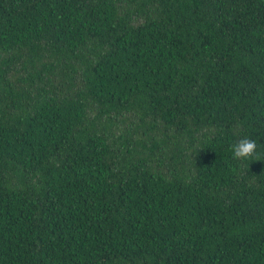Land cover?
I'll return each mask as SVG.
<instances>
[{"label":"trees","instance_id":"obj_1","mask_svg":"<svg viewBox=\"0 0 264 264\" xmlns=\"http://www.w3.org/2000/svg\"><path fill=\"white\" fill-rule=\"evenodd\" d=\"M0 264H264V0H0Z\"/></svg>","mask_w":264,"mask_h":264},{"label":"clouds","instance_id":"obj_2","mask_svg":"<svg viewBox=\"0 0 264 264\" xmlns=\"http://www.w3.org/2000/svg\"><path fill=\"white\" fill-rule=\"evenodd\" d=\"M257 150V143L254 139L241 138L232 147L233 159H246L253 157Z\"/></svg>","mask_w":264,"mask_h":264}]
</instances>
